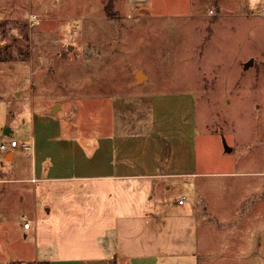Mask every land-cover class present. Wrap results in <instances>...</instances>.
Masks as SVG:
<instances>
[{
  "label": "rangeland",
  "instance_id": "374dc122",
  "mask_svg": "<svg viewBox=\"0 0 264 264\" xmlns=\"http://www.w3.org/2000/svg\"><path fill=\"white\" fill-rule=\"evenodd\" d=\"M263 4L0 0V144L18 143L0 148V264L55 261L59 248L88 236L71 228L60 237V208L80 207L87 221L93 206L104 205L103 194L96 198L92 191L120 189L152 192L144 203H155L159 221L153 254L161 256L154 264H264ZM189 51L193 59L188 62ZM138 67L149 75L144 83L141 77L135 81ZM191 70L194 128L171 127L158 135L164 143H174V158L194 159V173L156 183L99 177L48 180L45 170L39 172L38 165L50 159L43 160L40 148L53 154L58 150L57 127L62 137L80 140L78 146L89 156L84 143L96 134L147 129L150 102L143 97L189 87L177 80L187 79ZM55 102L60 108L52 115ZM158 119L156 110V126ZM8 149L14 154L5 155ZM65 190L77 195L64 197ZM182 195L186 199L180 206ZM121 199L114 198V205ZM174 219L175 226L170 225ZM27 220L29 228L23 225ZM72 220L69 214L64 223ZM150 223L138 220L122 231L139 234L145 247L151 243ZM149 252L137 254L148 257ZM70 264L103 262L72 259Z\"/></svg>",
  "mask_w": 264,
  "mask_h": 264
},
{
  "label": "crops",
  "instance_id": "0c3cea01",
  "mask_svg": "<svg viewBox=\"0 0 264 264\" xmlns=\"http://www.w3.org/2000/svg\"><path fill=\"white\" fill-rule=\"evenodd\" d=\"M185 60L192 61L193 54L191 51L187 52ZM192 69V68H191ZM141 72V81L144 83L149 79V75L138 67L135 71ZM190 71L188 78H180L181 82H189V87L178 90H169L162 92H155L151 96L145 95L143 99H147L150 102V124L147 129L141 131H133L129 133H118L117 130L111 129L110 132L94 135L91 142L84 146H89L91 153L86 156L83 145L78 146L77 138L70 137L64 138L61 136V128L57 127L56 134L60 135V144L57 152L49 153L47 147L43 146L39 150V154L44 160L39 172L44 170L48 173L45 176L46 179L52 180H66L73 177H99L108 180L124 181L129 179H148L149 181L160 182L162 180L174 177L188 176L194 173V159H179L174 158L170 150L174 149V143L163 142L159 132L167 134V130L170 131L171 127L177 129L182 128H194L195 122L192 115L193 102L195 100L196 88H192L194 85L193 77L194 72ZM135 76V74H134ZM136 81V79H135ZM175 83V82H174ZM177 84V83H176ZM159 103V104H157ZM172 104V107H168ZM172 108H175L174 110ZM157 110L159 113V120L157 126L154 120V113ZM174 112V116L170 117V113ZM172 117L174 120L172 121ZM45 121H47L44 118ZM43 129V127H41ZM161 130V131H160ZM157 132V133H156ZM168 147H167V146ZM50 147V146H48ZM37 148V147H36ZM8 152L14 151L8 149ZM56 153V154H55ZM88 170L89 173L79 174ZM72 172V174L70 173ZM162 180H159V179ZM165 183V182H164ZM169 187V183L164 184ZM94 197L104 196V205L96 207L93 206L90 212L89 220L83 221L81 216L82 211L80 207H61V215L57 218L62 219V225L58 223L62 232L66 229L77 228L82 230V233H87V238L81 239L80 242L75 243L74 246H63L59 248L58 257L54 260L37 259L36 261H23L21 259L12 260L8 264H39L47 262L48 264H70L72 259H83L85 261L100 260L103 264H126L128 259L131 264H154L152 260L157 261L159 256L153 254V249L156 247L158 251L155 238L159 233H155L154 230L159 226L157 211H155V203H144L146 197L151 198L152 192L146 195L143 190L129 191L127 189H120L116 191H92ZM62 194V193H61ZM60 194V197H61ZM76 196V191H66L62 196ZM135 197L136 199H129ZM114 198H122L120 205H114ZM124 198V199H123ZM140 198V200H139ZM178 199V198H177ZM139 202L141 206L139 207ZM96 204V200L94 201ZM179 204V203H178ZM184 203L179 204L180 206ZM141 208V209H140ZM45 209L50 212L51 208L46 206ZM149 209V211H147ZM69 214H73V218L79 220H72L69 224L67 222ZM145 214H149V218L145 219ZM133 222H151L149 226L152 238H150V244L144 247V242L139 239V234L123 233V228H128L127 225ZM178 219L170 220V225L175 226V222ZM186 220V219H185ZM24 224V223H23ZM57 225V226H58ZM51 231H53L54 224H51ZM30 227V226H29ZM25 227V228H29ZM56 227V226H55ZM60 233V237H66L64 232ZM98 235V236H97ZM54 233L51 232V237H54ZM85 236V235H84ZM138 239V240H135ZM54 239L50 243V246H54ZM149 247V248H147ZM149 250L148 257L144 254H137L144 250ZM152 252V253H151ZM75 255L78 258L75 257ZM167 258L168 256H162ZM146 258V259H145ZM129 264V263H128Z\"/></svg>",
  "mask_w": 264,
  "mask_h": 264
},
{
  "label": "built area",
  "instance_id": "2783aa9c",
  "mask_svg": "<svg viewBox=\"0 0 264 264\" xmlns=\"http://www.w3.org/2000/svg\"><path fill=\"white\" fill-rule=\"evenodd\" d=\"M131 1H141V0H131ZM262 11L264 13V4L262 5ZM209 13H213V10L210 9ZM33 17H34V15H32V16L30 15V20H34ZM17 144H18L17 141L15 139H12L8 145L1 143L0 148L5 149L7 147H15V146H17ZM23 148L26 150L29 149L30 152L33 151V146L28 145V144H23ZM185 199H186V197L184 195H182L177 199V203L182 204V203H184ZM29 226H30V222L28 220L25 221L24 227H29Z\"/></svg>",
  "mask_w": 264,
  "mask_h": 264
},
{
  "label": "water",
  "instance_id": "95a60500",
  "mask_svg": "<svg viewBox=\"0 0 264 264\" xmlns=\"http://www.w3.org/2000/svg\"><path fill=\"white\" fill-rule=\"evenodd\" d=\"M68 48L71 49L72 46L69 45ZM140 77H142L141 72H140V71H137V72L135 73V79H136V81H138V79H140ZM59 108H60V104L57 103V102H55V103H53V104L51 105L50 110H49V113L52 114V115H54V114L56 113V111H57ZM225 148H226L227 150H230V148L227 147V146H225Z\"/></svg>",
  "mask_w": 264,
  "mask_h": 264
},
{
  "label": "trees",
  "instance_id": "16d2710c",
  "mask_svg": "<svg viewBox=\"0 0 264 264\" xmlns=\"http://www.w3.org/2000/svg\"><path fill=\"white\" fill-rule=\"evenodd\" d=\"M39 264H48L47 262L39 263Z\"/></svg>",
  "mask_w": 264,
  "mask_h": 264
},
{
  "label": "clouds",
  "instance_id": "9594fccd",
  "mask_svg": "<svg viewBox=\"0 0 264 264\" xmlns=\"http://www.w3.org/2000/svg\"><path fill=\"white\" fill-rule=\"evenodd\" d=\"M253 2H255V0H253Z\"/></svg>",
  "mask_w": 264,
  "mask_h": 264
},
{
  "label": "bare ground",
  "instance_id": "6f19581e",
  "mask_svg": "<svg viewBox=\"0 0 264 264\" xmlns=\"http://www.w3.org/2000/svg\"><path fill=\"white\" fill-rule=\"evenodd\" d=\"M24 225V224H23Z\"/></svg>",
  "mask_w": 264,
  "mask_h": 264
}]
</instances>
